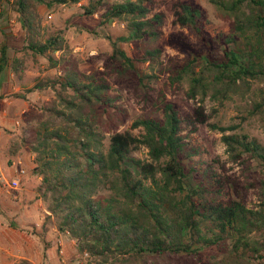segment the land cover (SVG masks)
I'll list each match as a JSON object with an SVG mask.
<instances>
[{
    "label": "trees",
    "instance_id": "trees-1",
    "mask_svg": "<svg viewBox=\"0 0 264 264\" xmlns=\"http://www.w3.org/2000/svg\"><path fill=\"white\" fill-rule=\"evenodd\" d=\"M209 2L230 19L228 31L210 35L204 30V11L175 0L171 23L193 41L180 31L165 37L166 45L184 53L181 63L166 69L170 82L185 81L186 96L199 104L180 115L162 96L154 103L160 104L161 116L134 119L130 128L138 133L133 134L118 130L126 110L108 81L79 71L65 56L62 38L40 29L31 0H14L25 49L46 57L57 71L23 90L49 87L55 100L42 109L43 123L32 129V138L20 136L18 144L31 155L30 175L37 180L34 190L44 221L73 240L93 264H264V145L233 126L208 123L221 133L230 162L247 169L255 163L261 170L249 180L232 175L220 180L213 170L190 163L198 151L183 133L206 123L204 98L221 105L253 82H264V0ZM99 5L100 0L88 3L83 13L90 15ZM151 11L152 0H122L102 13L104 21L124 23L126 37L141 42V59L148 62L161 54L155 43L164 19L162 12ZM4 51L2 46L0 71ZM109 62L116 84L146 97L143 78L150 76L138 74L113 43ZM11 63L19 75L20 59ZM253 110L264 118V98L253 101ZM139 147L146 149L145 159L132 155ZM249 190L255 195L251 206L246 203Z\"/></svg>",
    "mask_w": 264,
    "mask_h": 264
},
{
    "label": "rangeland",
    "instance_id": "rangeland-1",
    "mask_svg": "<svg viewBox=\"0 0 264 264\" xmlns=\"http://www.w3.org/2000/svg\"><path fill=\"white\" fill-rule=\"evenodd\" d=\"M47 1L51 0H31L40 29L45 34L62 38L67 47L65 56L73 61L79 71L94 73L108 81L111 94L119 96L118 103L126 110L125 120L118 130L127 129L137 134V128H130L134 119L159 118L160 104L157 106L154 103L162 96L175 105L180 115L190 113L199 104L197 98L186 96V82H170L166 70L172 63H181L184 59V53L165 44L166 35L171 31H180L193 41L185 29L171 23L172 3L175 0H152L151 13L160 11L164 17L161 35L155 43L162 51L153 62L141 59L142 44L126 37L122 21L102 19V13L112 3L122 0H100V5L90 15L83 13L82 6L96 0L46 4ZM183 1L196 4L204 11V30L210 35L217 31H228L230 19L223 17L209 0ZM13 3L14 0H2L0 6V50L2 46L5 47L3 59L6 61L0 71V264H77V261L80 264H93L90 257L76 250L67 236L58 243V234L51 224L44 221L43 204L36 198L34 190L37 180L30 175L31 155L25 146L18 144L20 136L32 138V129L43 123L42 109L55 100L54 92L49 87L28 92L23 90L39 79L52 77L57 71L46 57L25 49L24 31ZM112 43L130 59L138 74L150 76L143 78L146 97L114 82L109 62ZM58 53L54 52V55ZM15 58L21 61L19 75L9 67ZM263 98L264 82H253L248 91L230 95L221 105L208 97L204 98L200 105L207 115L206 123L197 125L194 132H187V128L183 131L198 151L190 163L199 169L213 170L220 180L225 175L248 180L259 176L261 170L255 163L247 169L245 164L227 159L220 141L221 133L211 129L208 123L221 127L233 126L235 132H244L264 145V118L253 113V101L260 102ZM230 132L232 130L226 131ZM132 155L145 159L146 149L139 147ZM19 169L24 170L22 175H18ZM1 177L9 183L16 178L18 185L10 187ZM225 191V186H222L221 192ZM254 202L255 195L249 190L246 203L251 206Z\"/></svg>",
    "mask_w": 264,
    "mask_h": 264
},
{
    "label": "built area",
    "instance_id": "built-area-1",
    "mask_svg": "<svg viewBox=\"0 0 264 264\" xmlns=\"http://www.w3.org/2000/svg\"><path fill=\"white\" fill-rule=\"evenodd\" d=\"M24 173V170L23 169H19L18 170V175H22ZM3 180H4V182L7 184V185H9L10 187H14L16 184H17V180L16 179H12L11 181H10V183L8 182V181H6L3 177H1ZM83 255H86L85 253H82ZM77 264H80L79 263V261H77Z\"/></svg>",
    "mask_w": 264,
    "mask_h": 264
},
{
    "label": "crops",
    "instance_id": "crops-1",
    "mask_svg": "<svg viewBox=\"0 0 264 264\" xmlns=\"http://www.w3.org/2000/svg\"><path fill=\"white\" fill-rule=\"evenodd\" d=\"M15 179H16V178H15ZM16 185H18V184H16ZM16 185H15V186H16ZM15 186H14V187H15ZM20 189H24V188H23V187H22V188L20 187ZM12 196H15V195H12ZM38 204H39V203H38ZM53 230L55 231L54 228H53ZM55 232H56V231H55ZM56 233H57V232H56ZM57 234H58V236H59L58 243H60V242H61V238L64 237V236H66V235H65V234H61V233H57ZM70 241L74 244L73 240L70 239ZM68 264H69V263H68Z\"/></svg>",
    "mask_w": 264,
    "mask_h": 264
}]
</instances>
